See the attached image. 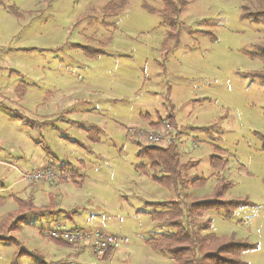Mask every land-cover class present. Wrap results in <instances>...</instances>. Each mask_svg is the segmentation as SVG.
Returning <instances> with one entry per match:
<instances>
[{
  "label": "rangeland",
  "instance_id": "1",
  "mask_svg": "<svg viewBox=\"0 0 264 264\" xmlns=\"http://www.w3.org/2000/svg\"><path fill=\"white\" fill-rule=\"evenodd\" d=\"M254 3L0 0V82L7 88L24 81L32 91L20 104L24 110L11 111L14 120L0 112L4 133L24 148L15 165L35 170V151L55 166L71 165L80 176L70 173L49 190L66 210L55 219L67 229L129 235L121 250L101 259L88 246L42 235L52 218L33 216L28 242L0 243V264H177L144 241L174 232L170 224L155 226L148 214L151 202L177 198L174 183L155 181L149 158L138 156L144 145L126 135L131 128L157 130L169 115L183 121L177 144L183 186L175 183L180 202L210 200L219 179L229 182L221 198L245 203L229 215L205 212L196 227L252 245L241 259L264 264V83L252 76L264 63L251 56L264 43V21L241 15ZM167 4L177 10L173 26L163 15ZM159 117V128L150 126ZM221 151L225 167L212 169L210 156ZM155 171L172 181L162 168ZM196 178L206 181L192 186Z\"/></svg>",
  "mask_w": 264,
  "mask_h": 264
},
{
  "label": "trees",
  "instance_id": "2",
  "mask_svg": "<svg viewBox=\"0 0 264 264\" xmlns=\"http://www.w3.org/2000/svg\"><path fill=\"white\" fill-rule=\"evenodd\" d=\"M175 12H177V10L174 6L172 8H170L168 4L164 6L163 15L168 18L167 22L170 23L171 26H173L175 20H177L172 19ZM241 15L242 17L252 19L254 22L261 23L264 21V0H255L252 6H243ZM251 56L259 58L264 63V43L257 44L256 52L252 53ZM252 76L260 78L264 83V67L262 70L252 73ZM168 119L171 121L173 120L171 115L168 116ZM262 140L264 149V135L262 136ZM222 153L221 151L220 154H217L218 156H210L209 163L212 169L217 170L225 167L223 159L221 158ZM138 156H147L149 158V167L150 169H154L152 178L155 181L166 186L174 183V188H177L175 184L176 181H181L180 186H183V179L180 175L181 167L179 166L177 145H171L166 149L146 146L138 152ZM158 168H162L163 171L167 173V177H170L172 181L166 183L162 177L155 176V169ZM205 181L206 178H196L192 179L190 184L192 186L196 184L201 185ZM229 186V182L219 179L215 196L212 199L191 201L188 202L186 206H183L179 201L151 202V205L156 209L149 212L151 217L157 221L170 224L174 226L175 229L174 232L165 233L159 238H151V247L171 258L177 264H245L240 255L242 252L253 248L252 245L235 240L234 238L217 237L210 232L202 233L196 227L199 218H201L205 212L217 210L224 211L226 215H229L236 207L245 203L242 200H226L221 198L222 193L225 192ZM3 202V198L0 197V206ZM159 209L164 210L160 211ZM21 218L22 217H19L18 220ZM201 225L203 229H208L209 218L201 221ZM2 228L3 222L0 220V240L2 239ZM58 242L63 243V241Z\"/></svg>",
  "mask_w": 264,
  "mask_h": 264
},
{
  "label": "crops",
  "instance_id": "3",
  "mask_svg": "<svg viewBox=\"0 0 264 264\" xmlns=\"http://www.w3.org/2000/svg\"><path fill=\"white\" fill-rule=\"evenodd\" d=\"M23 82L24 81L19 83L15 81L14 84H11L10 87H7V88L3 87L0 82V112L2 113L4 117H6L7 120H10V121L14 120L13 117H11V111L13 113L14 111H17V110H24L20 106V104L23 103L26 100L25 99L26 96L32 92L30 89H28L30 88V86L28 84L26 85ZM15 115H20V114L16 113ZM159 120H161V117H159L157 121H150L149 122L150 126H152L155 129L159 128V126L157 127V123L159 122ZM35 122L40 123L41 121L35 120ZM44 122L46 124V120ZM182 122L183 121L177 124L174 121H172L174 125H180L181 127H182ZM4 132H5V129L3 126H1V123H0V197L3 198L4 200L3 204L0 206V220L3 222V228L1 229V232L3 233L1 234L2 239L0 240V243H3V244L4 243H15L16 245H24L32 237V234H31L32 230L30 226H31V223L34 222L33 216H40L43 218L49 216L50 218H52L50 226L48 224L47 226H42L41 231H40L42 235L45 234L47 230L53 229L57 227L58 225L64 226L65 221L62 219H55V214L65 213L66 210L61 206L59 202H56L57 194L51 193L49 190L53 186L51 184L67 182V180L66 179L62 180L61 178L58 180L39 181V182L31 183V184L26 183V185H23L22 187H20L19 184H21V182H24L21 180V174L23 172H28V171L22 170L20 166H16L17 164L15 165L16 158H17L15 156V153L18 150H24V148L22 147V143L20 142V139H18V141H15L14 139L11 138V134H7ZM178 139L180 138L178 137ZM93 140L98 142L100 138H98V141L96 139H93ZM146 146L148 145H144V147ZM32 155H33V158H31V164L36 166L35 170L46 167V166H52L56 169L63 167L64 171L66 172L69 171V173L72 174V176L70 175V177L80 176L79 173L77 172L78 170L74 169L71 165L67 163L65 164L67 166L65 165L55 166L53 163L50 162L48 157H46L45 155H42L41 153H39V151H35ZM139 165L137 166V168H139ZM96 170H97V167L95 166L90 167L88 169V173L94 172ZM136 184H137V187L141 189V187L139 186V182H136ZM111 188L113 192H115L116 188L115 189L113 187ZM174 191L176 193L177 198H174V199L168 198L163 201H179L180 202L181 199L179 197V194L181 193V190L175 187ZM187 203L188 202H186V204ZM153 210H156V209H153ZM159 210L163 211L164 209H159ZM149 212L148 214L150 215ZM102 213L110 216L108 211L104 212L103 210ZM19 217H22V218L18 220ZM67 217L70 218L69 215ZM151 221L153 222L155 226L167 224V223L157 221L153 219L152 217H151ZM76 228H79V227L70 228V229H76ZM165 233H170V232H164L161 234L157 233L154 235H150L148 236V238L144 239V241L149 245V247H151L150 239L159 238L161 235ZM128 236H124V240L119 242L116 246H114L111 250H109L102 259L110 258L115 254L117 250H121L119 246L121 243L126 242V238ZM56 242L57 244L73 246V248H79V246H74L69 243L66 244L65 242L63 243L58 242V240ZM125 244H127V242ZM19 250L21 252L27 253L26 250H23V249H19ZM152 250L154 249L152 248Z\"/></svg>",
  "mask_w": 264,
  "mask_h": 264
},
{
  "label": "built area",
  "instance_id": "4",
  "mask_svg": "<svg viewBox=\"0 0 264 264\" xmlns=\"http://www.w3.org/2000/svg\"><path fill=\"white\" fill-rule=\"evenodd\" d=\"M182 132L180 125H174L170 119H163L161 126L157 130L144 131L139 128H131L126 131L129 139L143 145L154 146L157 148H168L177 145L179 135ZM59 171V172H58ZM69 172L64 168H54L46 166L31 172H23L21 180L26 183H34L47 180H58L69 178ZM46 236L54 240L70 243L74 246H88L92 254L97 258H103L106 253L124 240L120 233H111L102 227L67 229L57 226L45 232Z\"/></svg>",
  "mask_w": 264,
  "mask_h": 264
}]
</instances>
